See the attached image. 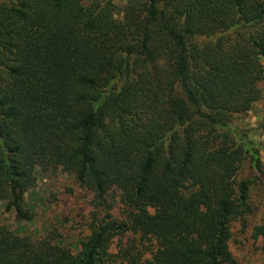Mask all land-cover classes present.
Instances as JSON below:
<instances>
[{"label": "trees", "instance_id": "obj_1", "mask_svg": "<svg viewBox=\"0 0 264 264\" xmlns=\"http://www.w3.org/2000/svg\"><path fill=\"white\" fill-rule=\"evenodd\" d=\"M123 1L0 0V204L31 223L27 194L63 171L98 209L75 248L0 227V264H239L264 191L259 130L236 128L263 98L264 0Z\"/></svg>", "mask_w": 264, "mask_h": 264}, {"label": "rangeland", "instance_id": "obj_2", "mask_svg": "<svg viewBox=\"0 0 264 264\" xmlns=\"http://www.w3.org/2000/svg\"><path fill=\"white\" fill-rule=\"evenodd\" d=\"M101 1L103 0H85V3ZM115 4L122 8L124 1L115 0ZM262 90V100L253 107V111L244 121L236 123V128L259 130V136L254 140L264 146V82ZM262 163L264 164V151ZM26 198L34 210L33 221L31 223L17 221L1 203L0 227L8 228L17 236L34 240H41L50 233L57 234L64 246L73 248L78 247L79 242L90 234V225L98 209L92 204V196L77 186L73 175L59 171L48 176H40ZM253 200L256 202V211L249 219L246 233L242 232L240 226H237L234 231L231 247L239 264H264V254L260 250V243L252 238L254 227L260 223L264 213L263 188L256 189ZM259 202L261 205L258 204ZM114 207L113 214L120 216L122 211L120 205L115 203Z\"/></svg>", "mask_w": 264, "mask_h": 264}]
</instances>
